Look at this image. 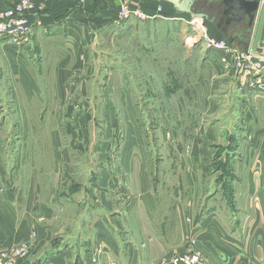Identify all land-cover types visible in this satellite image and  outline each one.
<instances>
[{
    "label": "crops",
    "instance_id": "0c3cea01",
    "mask_svg": "<svg viewBox=\"0 0 264 264\" xmlns=\"http://www.w3.org/2000/svg\"><path fill=\"white\" fill-rule=\"evenodd\" d=\"M16 1L0 0V16ZM185 1L31 0L32 7L25 14L29 23L33 25L26 35V39L29 37V42L21 41L20 44L11 46V44L0 41V52L8 49L7 55H11L8 57L17 58L15 80L21 89L22 95L20 96L26 103L32 104V100L39 97L37 85L42 83L38 79L45 76L50 79L46 80V83L58 85L54 97L65 99V94L66 98L69 96L72 84L82 85L81 93L85 90L84 85L96 78V75L83 71L90 66L87 60L91 50L86 45V43L89 44L90 38L100 37L104 33L110 34L114 31L125 32L124 29L129 21L119 17L120 9L126 7L130 10L139 6L145 12H155L156 7L160 5L161 14L188 16L191 14L184 10ZM190 11L204 13L206 16L201 19L210 24L212 37L215 40H225L234 50L253 52L264 48V4L259 2L258 9L252 18L241 20L234 19V14L227 9L223 0H194ZM117 19L122 21L121 24L116 22ZM79 38L83 44L79 42ZM229 38L232 39L231 43L227 40ZM17 45L21 50L17 48ZM47 48L53 50L52 56L43 54L42 50ZM212 52L220 67L224 66L218 81L225 84V88L222 95L215 94L213 90L208 93L211 97L207 98L205 113L207 116L218 115L219 113L216 114L215 110L220 105L223 109L221 116L224 118L213 117L215 120L205 129L208 138L205 143L207 145L212 142L221 146L225 150L223 153L230 157L229 168L233 169V174L230 172L229 180H224L220 187L223 188L225 185L228 189V203L221 198L218 193L219 189L216 187L209 200L200 201L199 192H196L200 190L201 185L204 188L207 183L205 180L209 179L205 176L210 170L207 171L206 168V172L198 171L196 169L198 163L195 171L192 170L193 172L184 175V181L187 180L184 182L185 185L193 188L195 192L193 196L189 195V203L183 205L182 193L179 188L174 187V200L168 205L164 204V196L159 189V185L162 186L160 177L158 176L157 181L159 185L152 188V178H149L147 173V159L145 157L140 159L137 152L135 157L130 159L123 157V146L126 144L122 145L124 141L128 140L126 145L128 148H137L138 145L134 125L126 122L129 116L128 108H130L128 103L124 108V125L120 124L119 119L113 113L114 107L111 104L108 105L109 124L106 135L109 140L104 142L89 139L90 134L95 136L102 131L101 124H94L91 127L89 123V126H86L84 121L87 120L89 114L85 112L77 115L71 114L69 107L60 117L55 115L53 109L45 115L46 126L41 123L38 132L41 138L44 136L43 131L48 132L47 140L40 139V136L39 138L31 137L30 133L34 131L32 122H27L25 117L23 119L17 116L15 126L17 152L14 157L17 163V181L25 175L21 166L27 162V156L32 158L29 159V163L37 164L40 160L35 159L34 148L38 150L41 157L44 153L41 149L46 147L49 152L45 154L51 158L49 162L53 165L64 163L67 177L77 174V172L70 173V168L72 171L75 170L72 164L83 163L94 165V169L88 167L87 172L96 174L95 179L105 184L106 191L112 186L111 181L115 190V188L130 187L128 184H125V188L123 184L119 185V180L123 177L136 180L137 188L133 189L135 195L127 198L128 203L126 202L125 210L128 213L138 212L141 215V233L146 241L144 243H148L149 246L157 247L158 245L160 254H170L172 249H176L178 254L184 253L187 238L190 237L196 238L195 250L201 254L203 260L212 261L215 264H264V67L259 70H244L237 68L233 61L224 65L221 58L225 56V51L213 49ZM78 55L82 58L85 56L86 61ZM47 61H52V63L46 64ZM206 64L209 65V61ZM46 66H52L54 71L46 73L44 71ZM83 95L85 96V92ZM20 96L17 97L18 100ZM128 97L129 95L121 100H126ZM217 100H220V104ZM50 119L58 124L48 128ZM41 121H44L42 117ZM135 128L137 130V126ZM225 137H227L226 142L223 141ZM202 146L196 145V149ZM8 156L5 145H2L0 141V184L1 182L7 184L2 179ZM211 156H213L212 153ZM77 169L83 170L81 167ZM157 169L159 170V167ZM55 174L54 169L45 175L42 171L33 169L27 174L29 175L28 182L19 181L17 189L12 185L6 186L7 188L2 186L3 192H0V250H8L21 242L29 241L32 245L30 253H33L47 246L53 239L49 236L52 231L42 228L48 224L42 227L38 224L41 228L36 232L38 238L31 237L29 228L32 223L31 215L40 213L42 216L51 217L53 212L59 210V207L65 203L70 205L69 198L80 191L78 185L71 184L67 189H60L59 192L55 187ZM42 175L47 180H51L49 187ZM174 179L177 180V186H182L183 183L180 180L183 177L180 172L174 174ZM210 192L211 189H209ZM167 213L170 214L167 215ZM165 217L168 221L171 218L172 224L165 221ZM155 220L157 230L152 225ZM82 228L85 226L82 225ZM60 242L51 249L45 250V253L49 255L48 260H45V253L41 252V255L30 264H39L42 261L46 264H64L65 262L59 263L60 261L57 260L62 257V252L68 251L74 252L73 264H81L79 260H82V254L78 252V249H76L77 253L75 252L73 244L87 241H83L82 236L77 233V235L63 236ZM127 245L129 252L133 244ZM54 257L56 259H53ZM21 260L25 259H20V262Z\"/></svg>",
    "mask_w": 264,
    "mask_h": 264
},
{
    "label": "rangeland",
    "instance_id": "374dc122",
    "mask_svg": "<svg viewBox=\"0 0 264 264\" xmlns=\"http://www.w3.org/2000/svg\"><path fill=\"white\" fill-rule=\"evenodd\" d=\"M161 11L160 5L156 7L155 12H145L139 6L130 10H127L126 7L122 8L119 10V17L129 21L124 29L125 32L114 31L110 34L104 33L100 37L90 38L89 44L86 43L91 50L87 60L90 66L83 71L96 75V78L84 85L85 96L84 92L80 93V88L83 86L75 83L70 86L71 91L68 98L65 94V99H56L54 93L58 85L46 83V80L50 79L45 76L38 79L42 83L37 85L39 97L32 100V104L26 103L20 96L22 95L21 89L15 80L17 58L14 59L12 56L10 59L8 56L11 55H7L8 49L1 50L0 141L2 145H5L9 156L4 165L5 172L2 179L7 184L1 182L0 192H3L2 186L7 188L12 185L17 189L19 181L21 183L28 182L29 175L27 174L31 173L33 169L42 171L44 175L54 169L56 172L54 175L56 178L54 180L55 187L59 192L60 189H67L71 184L80 187L79 193L69 198L70 205L65 203L59 207V210H55L51 217L42 216L40 213L31 215L32 223L29 227L31 237L34 239L37 237L38 233L36 232L40 228L38 224L41 227L48 224L42 228L52 231L49 236H52L53 239L47 246H43L33 253H30V249V254L21 262L20 259L15 258L17 263L30 264L37 256L41 255V252L45 253V250L61 243L63 236L77 235V233L82 236L83 241L88 242L73 244L75 252L77 253L76 249H78V252L80 251L82 254L83 261L79 260L81 264H161L164 260L167 264H173L171 258L178 254L176 249H172L170 254H160L158 245L156 247L144 243L146 241L141 233V215L138 212L136 213L138 216L135 213L126 212V202L128 203V199L135 195L133 189L137 188L136 180L121 177L119 185L123 184L125 188V184H128L129 188H125L126 190L115 188L114 190L111 181L112 188L108 187V191H106L105 184H101L95 179L96 174L87 172L88 167L94 169L93 164H72L75 170L72 171L70 168L69 171L70 173L77 172V174L67 177L64 163L54 165L50 163L51 158L45 154L49 152V149L43 147L41 150L44 153L41 157L38 150L34 148L35 159L40 160L37 164L29 163V159L32 158L27 156V162L21 166L25 175L17 181V163L14 161L17 152V137L15 136L17 116L23 119L25 117L27 122H32L34 131L32 130L30 136L39 138L40 124L46 126L45 115L53 109L55 115L60 117L69 107L72 111L71 114L77 115L83 112L89 114L87 120L84 121L86 126H89V123L91 127L94 124H101L102 131L95 136L90 134L89 139L90 141L101 140L104 142L109 140L106 135L109 124L108 105L111 104L114 107L113 113L119 119L120 124L124 125V108L128 103L130 108H128L129 116L126 122L134 125V134L138 145L137 148H128L126 139L127 142L122 143V145L126 143L123 146V157L130 159L135 157L137 152L140 159L143 157L147 159V173L149 178H152L151 186L156 188L159 185V182L157 185V181L160 179L162 186L159 185V189L164 196V204L168 205L170 201L174 200V187L179 188L182 193L183 205L189 203V195L193 196L195 192L193 188L185 185L184 182L187 180L184 181V175L193 172L192 170L195 171L198 163L199 165L196 167L198 171L206 172V168L207 171L210 170L205 176V178L209 177L205 180L207 183L205 184L201 179L205 184L204 188L201 185L200 190L196 192H199L200 201L202 199L204 202L209 200L216 187L219 189L218 193L221 198L228 203V189L225 185L223 188L220 187L224 180H229L230 172L233 174V169L229 168L230 157L223 153L225 150L221 146L212 142L207 145L205 143V140L208 139L205 129L215 120L214 118H224L221 116L223 109L220 105L215 110L216 114L219 113L218 115L207 116L205 113L207 98L211 97L208 93L213 90L215 94L222 95L225 88V84L218 81L224 66L220 67L217 58L212 54L213 48L209 45L210 39L214 40L210 31L211 26L200 17L166 15L165 13L161 14ZM116 22L121 24L122 21L117 19ZM32 27L33 25L23 36H17V44H20L21 41L29 42V37L26 39V35ZM0 41L11 44L6 40ZM79 42L83 44L80 38ZM17 48L21 50L19 45ZM42 51L44 55H53L52 49L47 48ZM78 57L86 61L85 56L82 58L81 55H78ZM208 61L209 65L206 64ZM47 63H52V61H47ZM44 71L51 73L54 68L46 66ZM127 95H129L128 99L121 100L125 99ZM217 103L220 104V100H217ZM41 117L44 121H41ZM56 124L58 123L55 120L50 119L48 128L55 127ZM135 126H137V130ZM48 134L43 131L44 136L42 138L40 136V139H46ZM226 139L227 137L223 141L226 142ZM196 145L203 146L196 149ZM31 149L33 150V148ZM206 151L208 152L206 153ZM208 157L210 158L207 161ZM85 159L87 160V157ZM207 162L209 166H206ZM77 167H81L83 170L79 171ZM176 172H180L183 177L180 180L183 183L180 187L177 186V180L174 179ZM43 177L49 187L51 180ZM209 189H211L210 193ZM127 190L129 191L127 192ZM169 214L167 213V215ZM165 221H168L167 217H165ZM168 222L172 224V219L170 218ZM82 225L85 228H82ZM152 225L157 230L156 220ZM191 239L196 241V238ZM188 242H190V237L187 238ZM26 243L31 242H21L18 245ZM129 243L133 244V248L128 252L127 244ZM186 244L184 252L191 248ZM14 247L12 246L8 251ZM82 247L83 249H81ZM192 249L195 250V244ZM5 251L7 250H0V253ZM73 254L74 252H62V257L57 261L73 264ZM48 256L45 253V260H48ZM209 262L215 264L212 261ZM39 264L46 263L42 261Z\"/></svg>",
    "mask_w": 264,
    "mask_h": 264
},
{
    "label": "built area",
    "instance_id": "2783aa9c",
    "mask_svg": "<svg viewBox=\"0 0 264 264\" xmlns=\"http://www.w3.org/2000/svg\"><path fill=\"white\" fill-rule=\"evenodd\" d=\"M261 4H264V0H258ZM32 7L31 0H17L11 4L5 12L0 16V40L9 41L11 44H17V36H23L30 23L25 16L26 11ZM209 45L216 50H224L225 56L221 58L224 65H227L229 61H233L234 65L239 69H263L264 67V48L258 49L253 52H239L231 48V46L225 40H213L210 39ZM195 240L190 238V242L186 245H190L191 248L176 257H172L173 264H211L207 260H203L201 254L192 249L195 244ZM30 243L15 246L10 251L0 253V264H17L15 258L25 259L29 254L31 247ZM161 264H167L166 260ZM171 264V263H170Z\"/></svg>",
    "mask_w": 264,
    "mask_h": 264
},
{
    "label": "water",
    "instance_id": "95a60500",
    "mask_svg": "<svg viewBox=\"0 0 264 264\" xmlns=\"http://www.w3.org/2000/svg\"><path fill=\"white\" fill-rule=\"evenodd\" d=\"M194 0H186L184 2V10L189 12L195 17L204 18L206 15L204 13L192 12L190 11L191 4ZM223 3L227 6L234 14V19L241 20L244 18H252L254 12L258 9L259 1L258 0H223ZM231 43L232 39H227Z\"/></svg>",
    "mask_w": 264,
    "mask_h": 264
},
{
    "label": "bare ground",
    "instance_id": "6f19581e",
    "mask_svg": "<svg viewBox=\"0 0 264 264\" xmlns=\"http://www.w3.org/2000/svg\"><path fill=\"white\" fill-rule=\"evenodd\" d=\"M54 258H55V257H54ZM54 258H53V259H54Z\"/></svg>",
    "mask_w": 264,
    "mask_h": 264
}]
</instances>
